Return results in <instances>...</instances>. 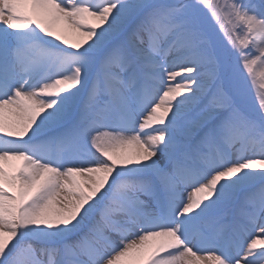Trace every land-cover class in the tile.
<instances>
[{
  "label": "snow or ice",
  "instance_id": "6c2138e0",
  "mask_svg": "<svg viewBox=\"0 0 264 264\" xmlns=\"http://www.w3.org/2000/svg\"><path fill=\"white\" fill-rule=\"evenodd\" d=\"M0 264H264V0H0Z\"/></svg>",
  "mask_w": 264,
  "mask_h": 264
}]
</instances>
